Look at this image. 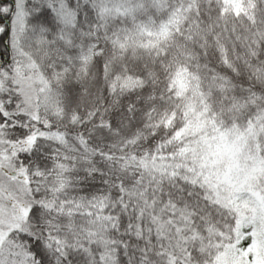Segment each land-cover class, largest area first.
<instances>
[{
  "label": "snow or ice",
  "instance_id": "obj_1",
  "mask_svg": "<svg viewBox=\"0 0 264 264\" xmlns=\"http://www.w3.org/2000/svg\"><path fill=\"white\" fill-rule=\"evenodd\" d=\"M0 264H264V0H0Z\"/></svg>",
  "mask_w": 264,
  "mask_h": 264
}]
</instances>
